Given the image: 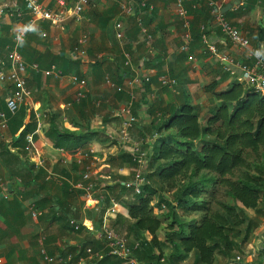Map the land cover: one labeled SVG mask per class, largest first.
I'll return each mask as SVG.
<instances>
[{"label": "crops", "instance_id": "obj_1", "mask_svg": "<svg viewBox=\"0 0 264 264\" xmlns=\"http://www.w3.org/2000/svg\"><path fill=\"white\" fill-rule=\"evenodd\" d=\"M76 1L39 0L48 10L56 12L73 8ZM139 1L126 0L133 7V12L122 19L120 0H90L79 18H71L58 28L48 22L32 21L20 0H0V59L9 64L7 48L14 45L13 30L32 23L33 32L18 47L28 66L27 83L32 100L27 103L31 105L35 117L42 113L49 115L42 130L34 137L35 158L18 160L0 152V259L3 264H43L39 256L41 238L50 254L63 251L67 242L83 245L92 241L89 231L103 224V221L100 224L101 219L112 207L113 190L98 186L95 196H105L103 205L86 201L84 169L76 164L80 154L91 153L88 163H95L91 169L95 176L93 179L107 181L109 185L113 184V175L132 180L134 166L126 157L131 152V144L120 145L118 142L121 126L119 112L128 98L110 85L128 91L126 81L129 77L142 78V85L134 89L137 99L133 114L138 119V125L132 129L131 137L147 138L150 158L158 140L156 134L150 136L155 133L152 124L156 115L165 113L170 107H180L187 98L204 121L220 104L204 92V87L216 82L217 91L221 92L238 82L235 76L223 71L218 56L203 50L197 30L206 23L204 13L194 10L191 5L186 6L192 41L189 52L185 53L181 47L186 29L175 3L171 0H144L152 6V9L140 11L143 24L153 37L152 46L148 47L136 23ZM213 1L222 3L223 0ZM236 2L225 3L223 11L227 14L226 18L253 44V36L264 27V0H247L246 11L237 9ZM119 19L124 22L120 40L116 38L114 28ZM210 36L218 41L221 39L220 32L214 27ZM82 39H86L80 46L85 50L84 56L75 50ZM126 53L131 56L130 68L124 67ZM229 53L240 57V52L232 46H229ZM189 56L194 60L189 61ZM71 60L77 64L63 77L43 75V71L52 65L59 68ZM97 61L101 63V71L94 68ZM33 65H38L39 70H34ZM117 67L125 73L122 80L116 74ZM106 70H110V75H102ZM71 76H77L87 85L85 98L80 104L75 102L79 88L71 82ZM163 76L177 82L176 92L161 85ZM10 91V84H0V101L6 103ZM52 119L61 131L83 137V147L74 154L55 148L46 136ZM4 137L6 143L12 141L9 131ZM11 152L14 150L11 149ZM113 163L117 164L116 168H113ZM29 165L35 166L33 175L29 173ZM34 176L36 180L28 183L29 186L25 185ZM121 205H118L119 213L109 218L110 226L117 233L121 229L113 224L118 215H123L121 212L126 210ZM68 207L73 209L70 218L87 230H74L68 226V221L63 219ZM33 211L41 215L33 217ZM123 217H128V210ZM255 229L251 243L243 245L236 253L245 264H264V223ZM223 263L232 264L227 260Z\"/></svg>", "mask_w": 264, "mask_h": 264}, {"label": "trees", "instance_id": "obj_2", "mask_svg": "<svg viewBox=\"0 0 264 264\" xmlns=\"http://www.w3.org/2000/svg\"><path fill=\"white\" fill-rule=\"evenodd\" d=\"M193 9L204 13V26L210 25L212 15L206 3H198ZM240 10L246 11L247 7ZM201 27L197 30L200 40ZM212 29L208 28L209 35ZM253 39L251 44L261 46L264 51L263 26ZM76 64L71 60L59 68L67 74ZM100 67V61L95 62L94 68L101 71ZM110 73L106 70L102 75ZM116 74L119 80L125 78L119 67ZM217 88V83L213 82L203 89L220 103L212 116L204 121L187 98L180 107H170L165 113L156 115L152 124L155 133L150 136H158L157 147L148 160L145 170L147 185L140 194L127 189L124 185L127 179L121 176L113 175L112 185L101 179L93 180L95 190L104 186L113 190V196L118 200L134 195L133 201H126L128 217L118 215L113 225L126 229L123 237L129 245L140 243L134 252L139 264H180L190 256L193 264H217L221 258L230 263L250 241L252 227L247 212H264V96L240 83L221 92ZM118 93L129 100L125 89ZM6 110V103L0 101V112ZM36 128L33 109L26 102L9 120L12 141H0L1 155L18 160L35 158L34 148L29 151L25 148L27 137L35 133ZM46 136L55 148L69 154L84 145L83 137L61 131L54 119L50 120ZM126 157L135 168L131 152ZM28 169L33 175L35 166L29 165ZM32 180H36L35 176L25 185L29 186ZM13 189L11 186L10 190ZM156 196L158 204L154 206ZM162 205L167 212L161 210L155 215V207L160 209ZM72 210L68 207L63 215L69 227ZM80 229L87 230L85 226ZM162 232L165 235L163 241L160 239ZM87 246L97 249L94 241L83 244L84 248ZM166 249L170 251L165 253ZM94 264L123 263L118 259L104 258Z\"/></svg>", "mask_w": 264, "mask_h": 264}, {"label": "built area", "instance_id": "obj_3", "mask_svg": "<svg viewBox=\"0 0 264 264\" xmlns=\"http://www.w3.org/2000/svg\"><path fill=\"white\" fill-rule=\"evenodd\" d=\"M25 6V11L30 14L32 21L48 22L54 27L62 28L63 24L71 18H79L85 11L90 0H77L73 8L66 11L56 12L48 10L44 7L39 0H20ZM175 3L177 13L184 21V28L186 33L184 36V44L181 47L182 52L188 53L192 36L190 33L191 24L188 17L187 5H193L195 7L198 3H206L212 15L210 25L201 27V44L204 52L209 55L218 56L222 65V69L225 73L235 76L237 83L243 84L244 87L250 91H253L261 96H264V51L261 46H253L249 38L236 28L224 15V4L236 0H223L222 3L215 2L213 0H171ZM121 5V18H125L133 12L126 0H120ZM247 0H239L236 2L237 9L245 8ZM144 9H152L144 0L139 1L138 14L136 16V23L139 27L140 34L144 44L148 47L152 46L153 37L149 33L148 29L143 24L140 16V11ZM119 19L115 23V33L117 39H122V30L124 22ZM214 27L218 29L221 34V39L218 41L212 38L208 31V28ZM34 30L32 23L24 27H19L13 30V47L7 48V53L10 59L7 65L5 61L0 59V84H10L12 91L8 93L6 98V111L0 112V141L5 140L4 134L8 132V124L11 117H14L21 107L27 102L32 100V92L28 88V66L23 60L18 51V47L23 44L27 36ZM86 42V39H82L79 42V48L76 47V53L82 56L85 55V50L80 46ZM229 46L234 47L240 52V57H235L229 53ZM189 61H193L192 56L188 57ZM132 64L130 54H124V67L130 68ZM32 68L36 71L39 70L38 65H33ZM45 77L61 78L64 73L57 66L52 65L50 68L43 71ZM71 82L79 88L75 97V102L80 104L85 98L87 85L86 82L77 76H71ZM161 85L168 88L172 92H176L177 82L169 77L163 76L160 79ZM143 81L140 77H129L126 81L128 86L129 100L125 106L120 110L119 116L121 117V126L119 131V144H131V158L135 164L134 178L128 181L125 186L127 189H133L136 194H140L143 186L147 185V179L145 175L146 166L149 160L150 150L148 147L149 142L147 140L133 141L131 138L132 129L138 125V119L133 114V105L136 102L137 95L134 92L136 87H140ZM119 91H123V87H116L110 85ZM37 128L35 133L27 137V145L25 150L29 151L34 147V137L42 130L44 121L49 118L47 113L38 114ZM91 153L80 154L76 160V164L84 169L83 179L86 182V186L83 188L84 197L88 203L105 204L106 199L104 195L95 196V186L93 182L92 166L94 162L89 161ZM5 198H7L5 196ZM112 207L108 210V214L103 219V224L94 230L89 231L92 241L97 243V249L92 246L83 247V245H73L69 242L63 245V251L50 254L44 245V239L39 240V256L43 264H94L104 258L118 259L123 264H139L134 257V252L139 249L140 243H134L133 246L129 245L128 240L115 232L109 225L110 216L119 213L118 204L112 200ZM33 217L41 215L38 212L33 211ZM70 227L75 230H79L83 227L81 223L76 220H70ZM264 243V242H263ZM0 264H3L0 259ZM232 264H245L243 258L239 255L235 257Z\"/></svg>", "mask_w": 264, "mask_h": 264}, {"label": "rangeland", "instance_id": "obj_4", "mask_svg": "<svg viewBox=\"0 0 264 264\" xmlns=\"http://www.w3.org/2000/svg\"><path fill=\"white\" fill-rule=\"evenodd\" d=\"M90 130V128L88 129V131ZM131 138H133V137H131ZM140 140H147V138L146 137H140V138H138V139H134L133 138V141H140ZM118 142L120 143V140L118 139ZM123 144V143H122ZM121 145V144H120ZM124 145V144H123ZM117 167V164H115V163H113V168H116ZM135 170H136V168H134V173H133V176L135 175ZM113 173H115V171H113ZM132 176V177H133ZM128 182V181H127ZM126 182V183H127ZM125 183V184H126ZM124 184V185H125ZM126 187V186H125ZM84 188V187H83ZM165 196V195H164ZM117 196H113V198H115L116 199V201L118 202H116L118 205H124V207L126 208V210H128V206L126 205V201H133L134 200V195H130V196H123L120 200H118V197L116 198ZM167 199L169 198V196H165ZM221 200H223L222 199V197H221ZM158 204V197L156 196L155 197V200H154V202H153V205L155 206V205H157ZM121 205V206H122ZM126 210H123V212H121L123 215H125V213H126ZM163 211V213H166L167 212V209L166 208H164V206L162 205L161 206V208L159 209L158 208V206L156 207V209L154 210V212H155V215H158L159 213H161L162 211ZM161 211V212H160ZM247 214H248V216L249 215H251V217H250V220H251V227H252V225H253V229H251V234H250V241L248 242V243H251V241H252V239H254V232H255V228H256V226L257 225H261L262 223H264L262 220H263V218H264V212H259V213H257V212H254V211H248L247 212ZM122 215V216H123ZM72 218H70V220H71ZM73 220V219H72ZM102 221H103V219H101V223L100 224H102ZM109 221H110V219H109ZM168 224V223H167ZM166 223L164 224V225H167ZM69 225V224H68ZM109 225H111V223L109 222ZM93 227H94V225H92ZM118 234L119 235H121V236H125L126 235V229H122V230H119V232H118ZM165 235H164V233L162 232L161 234H160V239L163 241L164 240V237ZM166 248V247H165ZM170 250L169 249H166L165 250V253H168ZM225 260L224 259H219V261H218V263L217 264H224L223 262H224ZM180 264H193V257L192 256H190V257H188L184 262H182V263H180ZM231 264V263H230Z\"/></svg>", "mask_w": 264, "mask_h": 264}, {"label": "water", "instance_id": "obj_5", "mask_svg": "<svg viewBox=\"0 0 264 264\" xmlns=\"http://www.w3.org/2000/svg\"><path fill=\"white\" fill-rule=\"evenodd\" d=\"M237 2H239V0H237ZM230 7H231V6H229V7H227V8L229 9ZM227 8H226V9H227ZM224 11H225V10H224Z\"/></svg>", "mask_w": 264, "mask_h": 264}]
</instances>
